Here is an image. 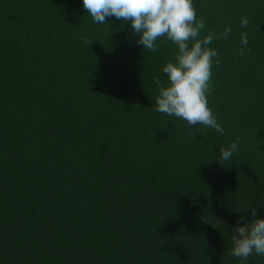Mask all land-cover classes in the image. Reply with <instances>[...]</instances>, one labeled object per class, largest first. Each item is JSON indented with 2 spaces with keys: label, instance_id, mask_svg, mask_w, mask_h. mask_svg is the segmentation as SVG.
I'll list each match as a JSON object with an SVG mask.
<instances>
[{
  "label": "trees",
  "instance_id": "16d2710c",
  "mask_svg": "<svg viewBox=\"0 0 264 264\" xmlns=\"http://www.w3.org/2000/svg\"><path fill=\"white\" fill-rule=\"evenodd\" d=\"M194 4L233 27L208 93L224 134L152 110L166 37L151 52L82 0H0V264H241L231 233L264 216V0Z\"/></svg>",
  "mask_w": 264,
  "mask_h": 264
},
{
  "label": "clouds",
  "instance_id": "9594fccd",
  "mask_svg": "<svg viewBox=\"0 0 264 264\" xmlns=\"http://www.w3.org/2000/svg\"><path fill=\"white\" fill-rule=\"evenodd\" d=\"M82 3L96 24L107 23L109 17L130 21L136 43L143 50L156 52L162 37L171 41L175 45V57L161 67L167 82H162L158 75L153 77L158 88L152 110L182 119L186 122L184 127L204 125L224 134L222 122L209 105L208 93L213 66L222 63L214 41L226 40L233 32L231 24H226L220 32L205 31L206 18L198 16L194 0H82ZM250 22L248 16L240 17L242 28L246 29ZM248 44V33L242 31L237 55L243 56ZM239 141V137L232 140L220 150L217 159L233 161L240 151ZM246 209L253 218L237 224L231 233V255L240 258L241 264H246L253 254L264 256V216L258 215L253 205Z\"/></svg>",
  "mask_w": 264,
  "mask_h": 264
}]
</instances>
